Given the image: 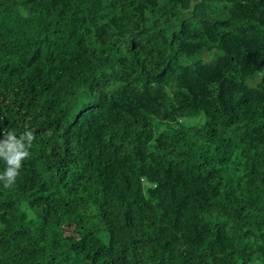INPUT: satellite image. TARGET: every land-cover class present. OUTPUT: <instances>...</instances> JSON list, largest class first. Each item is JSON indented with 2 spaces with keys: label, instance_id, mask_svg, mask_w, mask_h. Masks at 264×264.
I'll return each mask as SVG.
<instances>
[{
  "label": "trees",
  "instance_id": "trees-1",
  "mask_svg": "<svg viewBox=\"0 0 264 264\" xmlns=\"http://www.w3.org/2000/svg\"><path fill=\"white\" fill-rule=\"evenodd\" d=\"M0 264H264V0H0Z\"/></svg>",
  "mask_w": 264,
  "mask_h": 264
}]
</instances>
